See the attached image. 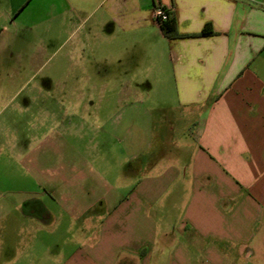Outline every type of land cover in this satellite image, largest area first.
Segmentation results:
<instances>
[{
    "label": "crops",
    "instance_id": "1",
    "mask_svg": "<svg viewBox=\"0 0 264 264\" xmlns=\"http://www.w3.org/2000/svg\"><path fill=\"white\" fill-rule=\"evenodd\" d=\"M38 1L0 0V264H264V0Z\"/></svg>",
    "mask_w": 264,
    "mask_h": 264
},
{
    "label": "rangeland",
    "instance_id": "2",
    "mask_svg": "<svg viewBox=\"0 0 264 264\" xmlns=\"http://www.w3.org/2000/svg\"><path fill=\"white\" fill-rule=\"evenodd\" d=\"M46 3H47V0H40L36 3L33 2V4L32 3L29 4L28 7L33 8V6H34V8L35 7L39 8L41 10L40 15H39L40 19H41L42 17H44V12L46 11ZM18 33L20 34L21 32H18ZM7 34H8V32H7ZM10 34L12 36L14 34V32L10 31ZM24 35H25V33H24ZM37 35H38L37 40L40 43L46 42L47 39L51 40V38L54 37V31L51 28H48L47 24L40 23ZM63 39H64V36L62 35L61 40H63ZM45 56H47V55L45 54ZM44 58H46V57H44ZM42 70H43L42 72H44V73L46 72V66L45 65L42 67ZM57 241H59V240H56V242ZM171 247H172V244L168 245L166 250H163V251H160L158 248L151 249V250L146 249L145 251L147 253V256L146 255L145 256H143V255H140V256L139 255L138 256H131V255L120 256L119 257L120 263H122V264H173L175 261V256L173 254L172 255L170 254ZM140 253L144 254V251L142 250ZM148 253H149V255H148ZM62 260L63 259L61 257H56V264H61Z\"/></svg>",
    "mask_w": 264,
    "mask_h": 264
},
{
    "label": "trees",
    "instance_id": "3",
    "mask_svg": "<svg viewBox=\"0 0 264 264\" xmlns=\"http://www.w3.org/2000/svg\"><path fill=\"white\" fill-rule=\"evenodd\" d=\"M159 27L164 37L166 38L178 37L173 15L169 11L166 12V20L163 23H161ZM211 34H213V32L208 24L204 25L203 29L199 33V35L201 36H206Z\"/></svg>",
    "mask_w": 264,
    "mask_h": 264
},
{
    "label": "built area",
    "instance_id": "4",
    "mask_svg": "<svg viewBox=\"0 0 264 264\" xmlns=\"http://www.w3.org/2000/svg\"><path fill=\"white\" fill-rule=\"evenodd\" d=\"M167 11L168 10H166L162 6H156L154 8V19L158 25H160L161 23H163L166 20V12Z\"/></svg>",
    "mask_w": 264,
    "mask_h": 264
}]
</instances>
